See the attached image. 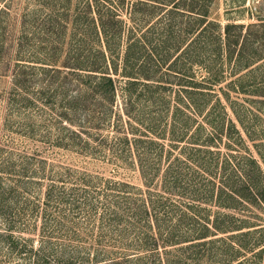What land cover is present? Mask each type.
<instances>
[{"label":"trees","instance_id":"obj_1","mask_svg":"<svg viewBox=\"0 0 264 264\" xmlns=\"http://www.w3.org/2000/svg\"><path fill=\"white\" fill-rule=\"evenodd\" d=\"M213 1H65L64 33L44 31L65 48V138L89 135L71 117L85 88L120 109L131 129L114 139L143 182L42 175L43 198L28 188L23 203L0 185L9 252L25 264H264V17L222 26Z\"/></svg>","mask_w":264,"mask_h":264},{"label":"rangeland","instance_id":"obj_2","mask_svg":"<svg viewBox=\"0 0 264 264\" xmlns=\"http://www.w3.org/2000/svg\"><path fill=\"white\" fill-rule=\"evenodd\" d=\"M6 1L0 6H6L0 17V185L17 190L14 199H24L28 188L33 194L41 192L43 198L46 182L39 176L56 173L84 176L92 184L112 179L141 186L136 152L131 154L114 139L122 135V126L131 129L119 117L118 107L103 106L82 88L85 96L71 117L74 124L84 127L76 128L89 135L83 132V140L65 138V104L61 93L55 95L64 80L55 68L64 60L65 48L61 50L54 35L64 33V16L73 17L66 0ZM209 15L222 26L227 22L246 24L256 15L264 17V0H214ZM49 16L55 23H49ZM47 29L56 33L50 39L44 34ZM174 95L171 91L168 106L161 108L166 120L176 103ZM149 109L154 107L144 108L147 113ZM84 139L89 146H84ZM25 256V252H9L0 244V264H25Z\"/></svg>","mask_w":264,"mask_h":264}]
</instances>
